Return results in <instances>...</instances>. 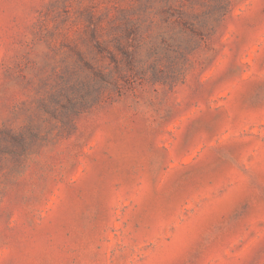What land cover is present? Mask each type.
Segmentation results:
<instances>
[{
	"label": "rangeland",
	"instance_id": "374dc122",
	"mask_svg": "<svg viewBox=\"0 0 264 264\" xmlns=\"http://www.w3.org/2000/svg\"><path fill=\"white\" fill-rule=\"evenodd\" d=\"M0 264H264V0H0Z\"/></svg>",
	"mask_w": 264,
	"mask_h": 264
}]
</instances>
